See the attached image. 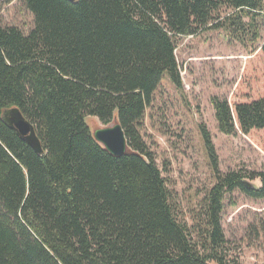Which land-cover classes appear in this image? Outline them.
<instances>
[{"label": "trees", "instance_id": "16d2710c", "mask_svg": "<svg viewBox=\"0 0 264 264\" xmlns=\"http://www.w3.org/2000/svg\"><path fill=\"white\" fill-rule=\"evenodd\" d=\"M19 2L33 29L0 25V264H227L225 196L264 200V173L217 175L194 241L139 125L165 74L181 87L175 39L227 22L242 29V14L254 23L264 0ZM221 9L233 15L223 19ZM255 53L264 63V41ZM212 105L222 134L264 132V95L233 108L215 97ZM12 107L34 126L42 155L3 123ZM89 118L117 120L127 154L104 149ZM201 133L218 174L211 136Z\"/></svg>", "mask_w": 264, "mask_h": 264}, {"label": "rangeland", "instance_id": "374dc122", "mask_svg": "<svg viewBox=\"0 0 264 264\" xmlns=\"http://www.w3.org/2000/svg\"><path fill=\"white\" fill-rule=\"evenodd\" d=\"M219 15L225 19L233 12L221 9ZM242 16V29L231 30L227 22L218 29L175 39L181 87L165 74L139 125L141 138L166 181L176 217L190 229L194 241L205 229L206 197L217 175L264 173V132L222 134L212 105L215 97L227 99L233 108L236 102L264 95V63L255 53L264 41V13L254 23ZM0 25L16 26L28 34L34 20L19 0H0ZM254 32L257 41H251ZM86 123L93 133L107 127L96 118ZM201 127L211 136L218 174L211 166ZM247 182L261 186L259 179L247 178ZM222 227L227 264H264V200L238 191L227 194Z\"/></svg>", "mask_w": 264, "mask_h": 264}, {"label": "water", "instance_id": "95a60500", "mask_svg": "<svg viewBox=\"0 0 264 264\" xmlns=\"http://www.w3.org/2000/svg\"><path fill=\"white\" fill-rule=\"evenodd\" d=\"M76 2V0H70ZM1 119L3 123L15 131L17 135L25 141L37 154L44 153L40 139L36 134L34 126L23 116L18 108L5 109ZM95 140L115 157H122L127 154L129 146L125 131L121 124L116 123L97 129L94 133Z\"/></svg>", "mask_w": 264, "mask_h": 264}]
</instances>
